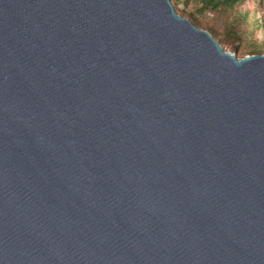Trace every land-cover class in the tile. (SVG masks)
Here are the masks:
<instances>
[{"label": "water", "instance_id": "obj_1", "mask_svg": "<svg viewBox=\"0 0 264 264\" xmlns=\"http://www.w3.org/2000/svg\"><path fill=\"white\" fill-rule=\"evenodd\" d=\"M0 264H264V54L170 0H0Z\"/></svg>", "mask_w": 264, "mask_h": 264}, {"label": "rangeland", "instance_id": "obj_2", "mask_svg": "<svg viewBox=\"0 0 264 264\" xmlns=\"http://www.w3.org/2000/svg\"><path fill=\"white\" fill-rule=\"evenodd\" d=\"M177 14L211 34L227 52L242 59L264 52V0H240L233 7L211 8L202 0H170Z\"/></svg>", "mask_w": 264, "mask_h": 264}, {"label": "trees", "instance_id": "obj_3", "mask_svg": "<svg viewBox=\"0 0 264 264\" xmlns=\"http://www.w3.org/2000/svg\"><path fill=\"white\" fill-rule=\"evenodd\" d=\"M207 5H211V8L217 9L220 6L233 7L240 0H202ZM263 51L253 50L249 55H262Z\"/></svg>", "mask_w": 264, "mask_h": 264}]
</instances>
